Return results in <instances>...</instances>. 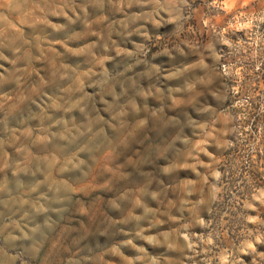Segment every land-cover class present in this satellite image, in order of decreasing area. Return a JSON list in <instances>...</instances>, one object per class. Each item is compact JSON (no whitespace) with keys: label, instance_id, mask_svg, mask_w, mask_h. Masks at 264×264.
I'll list each match as a JSON object with an SVG mask.
<instances>
[{"label":"rangeland","instance_id":"obj_1","mask_svg":"<svg viewBox=\"0 0 264 264\" xmlns=\"http://www.w3.org/2000/svg\"><path fill=\"white\" fill-rule=\"evenodd\" d=\"M85 2L30 0L24 13L0 7L19 29L0 36L8 57L0 59V201L30 202L0 203V239L20 235L14 222L37 229L39 251L25 264H218L225 249L264 264V245L236 252L264 236V23L221 37L229 17L189 0L199 12L179 28H125L126 17L106 7L89 29L76 20ZM261 11L264 4L250 9ZM65 12L76 22L57 14ZM16 46L24 58L13 64ZM89 117L107 122L102 152L77 153L56 138Z\"/></svg>","mask_w":264,"mask_h":264},{"label":"clouds","instance_id":"obj_2","mask_svg":"<svg viewBox=\"0 0 264 264\" xmlns=\"http://www.w3.org/2000/svg\"><path fill=\"white\" fill-rule=\"evenodd\" d=\"M209 12H217L222 14L225 17H229L228 20V29H224L218 34L223 37L224 31L229 29L235 32H245L250 34V30L255 26L257 29L260 23H264V11L259 13H250V9L254 4H264V0H204ZM30 0H0V7H4L9 11H14L18 13H24L28 8ZM89 6L92 7L94 13L97 15V19L94 21L89 20L90 13L88 11ZM38 8L39 5L37 4ZM108 8L113 13H121L126 19L120 23L127 28L129 22L136 21H145L151 23L152 27L156 30H159L162 27H165L168 24L177 25L178 28L182 27L183 22L190 18L193 14L199 12L198 9H191V4L189 0H86L85 4L81 5L82 12L76 13V20H82L83 26L86 28H91L93 23H100L105 20L106 17L103 15L105 8ZM133 8H139L140 11H133L129 15V10ZM43 11V9H41ZM72 11L75 13V7L72 8ZM187 13V15H186ZM66 16L69 21L75 23L76 20H73L72 17L67 16V13H57ZM26 21L21 20V23ZM51 24V22H47ZM53 30L58 31L62 28V25L51 24ZM17 29L16 24L11 23L8 20V17L0 13V36H3L5 31L8 29ZM136 33L142 36L147 37V30H142L141 28L135 29ZM131 35V32L128 33ZM14 43V42H13ZM184 43H187L185 41ZM222 43L229 44V41L226 39L222 40ZM189 48L194 49V45L188 44ZM11 51L16 55V60H13L12 63L16 64L17 60L24 58L21 55V48L16 46L12 47ZM171 49L165 47L164 53H166L170 59L176 60V56L172 55ZM174 51L179 54V56H186L184 48L180 44H176ZM0 59L8 60L7 56H4L0 52ZM203 61L197 65H189L187 67L179 69L181 73H190L193 68L202 66ZM22 70L17 69L16 73H13L12 76L17 85H22V79L17 73ZM67 77V74L61 75L60 79L63 80ZM5 78L3 74H0V81H4ZM74 89L70 85L65 89L66 92H72ZM191 91V87L186 89ZM71 109H69L70 111ZM84 109H81L83 112ZM103 117H97L95 119L89 117L88 123L83 126H74L69 128L66 132L59 133L56 135V138L59 141L65 142L66 146H74L77 153L84 152H102L107 147L110 146V142L107 139V134L105 132V124ZM109 127L115 130V125H108ZM42 141H50L52 137H40ZM80 163H84L83 160ZM78 167V165H77ZM164 171H167L165 169ZM216 176H219V173H215ZM255 199V197H253ZM7 206L9 203L18 204L21 207L30 202L24 199L12 200V201H0ZM261 204H264V201H260ZM246 207L251 208L252 205H246ZM32 208L37 213L46 212L47 209L43 206L32 205ZM249 222H253L251 216L246 217ZM15 227L19 229L20 235H12L9 233L8 236L0 239V264H17V261L20 264H25V259H35L36 254L39 251V239L36 236L37 229L33 228L29 231H25L24 227H21L19 223H15ZM31 233V235H30ZM2 234V233H0ZM147 239H153L148 237ZM255 243L252 239H247L244 243V246L237 247L236 252L249 255L250 253H257L256 244L264 245V236L256 235L254 237ZM130 243V242H129ZM207 244H214L211 236H209L206 241ZM170 248L175 247V245H169ZM189 248H192L191 243L188 244ZM16 253V254H14ZM261 258H264V252L257 253ZM218 264H244L240 260L236 253L225 249L223 252L217 256ZM255 264V262H253Z\"/></svg>","mask_w":264,"mask_h":264}]
</instances>
